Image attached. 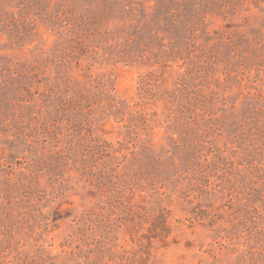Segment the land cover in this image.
I'll return each mask as SVG.
<instances>
[{
    "label": "rangeland",
    "instance_id": "374dc122",
    "mask_svg": "<svg viewBox=\"0 0 264 264\" xmlns=\"http://www.w3.org/2000/svg\"><path fill=\"white\" fill-rule=\"evenodd\" d=\"M0 264H264V0H0Z\"/></svg>",
    "mask_w": 264,
    "mask_h": 264
},
{
    "label": "trees",
    "instance_id": "16d2710c",
    "mask_svg": "<svg viewBox=\"0 0 264 264\" xmlns=\"http://www.w3.org/2000/svg\"><path fill=\"white\" fill-rule=\"evenodd\" d=\"M112 101H116V99L115 98H112ZM116 103H119V102H116ZM113 106H116L117 107V104H115Z\"/></svg>",
    "mask_w": 264,
    "mask_h": 264
}]
</instances>
